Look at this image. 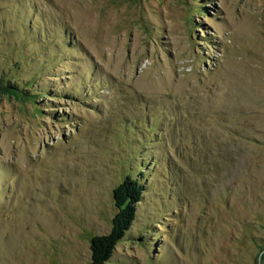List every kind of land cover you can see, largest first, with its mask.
<instances>
[{
    "label": "rangeland",
    "instance_id": "obj_1",
    "mask_svg": "<svg viewBox=\"0 0 264 264\" xmlns=\"http://www.w3.org/2000/svg\"><path fill=\"white\" fill-rule=\"evenodd\" d=\"M0 264L264 263V0H0ZM15 88V89H13Z\"/></svg>",
    "mask_w": 264,
    "mask_h": 264
},
{
    "label": "trees",
    "instance_id": "obj_2",
    "mask_svg": "<svg viewBox=\"0 0 264 264\" xmlns=\"http://www.w3.org/2000/svg\"><path fill=\"white\" fill-rule=\"evenodd\" d=\"M0 91H5L9 95L17 93L16 89L12 90L9 82L6 85H0ZM140 179L127 175L112 190L116 211L111 219V228L106 235L94 236L90 239L91 259L89 264H105L110 259L117 243L125 237L131 228L136 217V205L141 201L144 191V185Z\"/></svg>",
    "mask_w": 264,
    "mask_h": 264
}]
</instances>
